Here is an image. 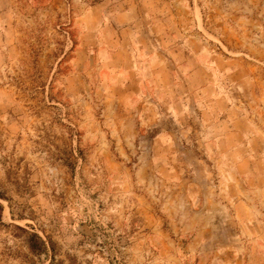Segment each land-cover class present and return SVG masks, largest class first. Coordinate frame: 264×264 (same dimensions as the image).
Segmentation results:
<instances>
[{
    "label": "rangeland",
    "instance_id": "obj_1",
    "mask_svg": "<svg viewBox=\"0 0 264 264\" xmlns=\"http://www.w3.org/2000/svg\"><path fill=\"white\" fill-rule=\"evenodd\" d=\"M0 205V264H264V0H0Z\"/></svg>",
    "mask_w": 264,
    "mask_h": 264
},
{
    "label": "trees",
    "instance_id": "obj_2",
    "mask_svg": "<svg viewBox=\"0 0 264 264\" xmlns=\"http://www.w3.org/2000/svg\"><path fill=\"white\" fill-rule=\"evenodd\" d=\"M0 217H1V205H0ZM30 237H32V240L34 242L31 244L32 245L31 248L33 249V251L40 254L47 248L46 241L42 237H40L37 233L32 232L30 234Z\"/></svg>",
    "mask_w": 264,
    "mask_h": 264
}]
</instances>
